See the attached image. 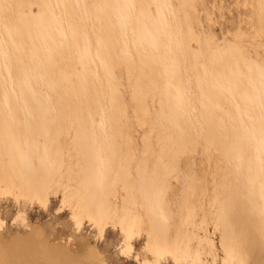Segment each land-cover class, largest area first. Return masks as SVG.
Masks as SVG:
<instances>
[{"label": "bare ground", "instance_id": "1", "mask_svg": "<svg viewBox=\"0 0 264 264\" xmlns=\"http://www.w3.org/2000/svg\"><path fill=\"white\" fill-rule=\"evenodd\" d=\"M48 1L60 15L61 35L52 32L36 42L24 31L14 30L19 20L16 0L11 4L0 0V200L10 198L17 205L45 207L50 195L59 192L62 208L70 210L76 231L84 219L101 237L107 227L118 229L120 254L128 258L133 241L142 237V264L167 260L174 264H264V145L257 144L264 138V93L258 103L247 101V111L241 97L254 90L247 79H235L230 94L221 91L215 81L218 75H229L231 55H241L240 50L224 38L212 46L213 37L207 35V47L191 63L190 42L202 36L184 26L186 10H195L194 0H175L173 9L169 2L161 7L164 0H156L162 28L154 40L142 39L136 33L143 21L139 13L142 0H133L127 21L111 28V34L105 23L112 18L111 11L104 7L103 12L95 0H88L87 20L80 6L83 17L75 25L84 27L90 40L88 54L81 56L78 39L66 26L76 21L71 0ZM40 3L34 0L32 5ZM255 4L249 7L257 12L258 32L264 35V0ZM245 18L252 23V17ZM229 36L243 41L248 34L238 28ZM107 39L117 49L115 57L105 49ZM77 65L81 67L78 74ZM181 65L184 71H179ZM180 72H184V80ZM249 76L253 79V72ZM117 87L126 91L128 100ZM223 107L238 118L237 124L226 120ZM127 110L135 126L146 129L131 167L129 163L121 165L111 139V122L125 119ZM89 119L93 141L83 125ZM22 133L27 158L18 162L24 148ZM241 135L249 141L243 142ZM66 138H71L69 143L74 146L81 145L83 138L86 147V166L76 181L71 176L64 179L59 172ZM228 139L225 151L229 162L214 165L219 183L214 184L208 198V210L200 207V220H195L197 212L187 197L197 186L191 172L178 182L186 196L185 215L172 222L163 220L157 194L169 180L176 179L175 160L185 151L194 153L204 143L221 148ZM96 150L102 152L97 159ZM36 152L44 156L42 160L36 159ZM94 165L91 175L95 184L87 173ZM118 176L131 177L134 191L124 196L119 193L115 187ZM16 216L23 226L25 215ZM3 222L0 220V228ZM209 224L213 231H219L217 242L207 231ZM188 225L191 231L186 229ZM40 230L33 235L38 241L35 247L24 244L17 249L15 244L13 259L0 245V264L106 263L92 246L84 262L62 259L50 250Z\"/></svg>", "mask_w": 264, "mask_h": 264}, {"label": "rangeland", "instance_id": "2", "mask_svg": "<svg viewBox=\"0 0 264 264\" xmlns=\"http://www.w3.org/2000/svg\"><path fill=\"white\" fill-rule=\"evenodd\" d=\"M33 1L34 0H16L19 7V20L17 21L14 30L24 31V34L28 39L32 38L36 42H38V39L43 40L50 37L52 32L61 35L60 29L62 27V22L60 15L56 12L55 8L50 5L48 0H38L41 2L40 6L32 5ZM155 1L156 0L141 1L139 13L143 21L141 22V25H137L136 33L142 39L150 37V40H154L156 38L157 30L162 28L161 8L155 7ZM220 1L194 0L195 10H186L188 20L185 22L184 26L187 29L191 28L195 32H200L202 35L199 41L190 42V50L192 53L191 59H193L191 63L195 60L197 61L201 56L200 52L207 47V44L204 41V37L207 35L213 37L212 46L221 43L224 38V41L230 42L235 49L240 50L241 55H231L233 64L228 71L229 75H218L216 76L215 81L216 86L221 91L230 94L235 86V79L239 77L247 79L249 87L253 86L254 88L253 91L247 90L241 97L244 102V108L248 111V106H246L247 101L250 104L258 103L261 95L264 93V35L263 32H258L257 12H252L250 9L252 4L256 5V0ZM246 1L247 4H245ZM8 2L11 4V0H8ZM95 2L101 11L104 12V7L111 11L112 18L105 21L106 28L110 31L109 34H111V28H118L121 22L127 21L126 16L128 9L133 5V0H95ZM166 2H169L170 5L173 6L171 7L172 9L175 8V0H164L161 7H166ZM87 3H89L88 0H80L79 2L78 0H71V13L76 21L71 24L66 23V26L70 28L72 33L75 34L78 39L77 51L81 56L88 54L90 40L87 36V30L84 27L77 28L75 25L78 24L77 20H81L83 17L81 15L82 13L79 11L80 6H82L83 14L87 20ZM248 3L252 4L248 5ZM214 5H216L217 8ZM247 15L253 18L252 23H249V20L245 18ZM235 28H239L246 32L248 37H245L243 41H238V39L235 38V40L232 39L229 35L235 32ZM6 29L9 30L7 27ZM227 31H229V35H227ZM232 31L233 33H231ZM105 49L108 54L115 57L117 49L110 39L105 41ZM178 61L182 62L180 56ZM178 69L179 71L180 69H183L182 65L179 66ZM79 71H81V67L77 65V74ZM112 71L115 72L116 69H112ZM251 72H253V79H250L249 76ZM115 74L117 73L115 72ZM180 76H182L183 80L185 79L184 72H180ZM117 90L125 100H128L127 93L122 87H117ZM149 103L151 104V102ZM221 109L224 112L226 120L231 121L232 124L238 123V118L234 116L233 112L227 107ZM86 113L90 116L89 110H87ZM97 120L98 117L95 116V121ZM90 121L91 120L89 119L88 122L83 125L91 135L90 140L93 141ZM222 121L223 120L220 119L221 123ZM22 129L23 128H21V131ZM145 130L146 129H138L135 126L133 117L128 110L126 111L125 119H122L120 122H111V131L114 134L111 138L113 149L115 153L118 154L121 165L129 163V167H131L134 164L141 146L140 138ZM248 139L249 138L244 137V135H241V140L243 142H248ZM70 140L71 138H66L65 140L63 160L62 163L59 164V172L64 179L71 176L73 181H76L86 166L88 158L85 153L86 147L83 138L80 139L81 145L75 146L69 143ZM22 142L24 148L17 157L18 162L27 158L26 137L23 133ZM227 142H229V139L222 142L223 146L221 148H218L211 143H204L203 145H200L194 153L185 151L179 159L175 160L178 171L176 179L169 180L168 184L159 188L157 194L163 220L172 222L178 215H185L184 206L186 205V196L181 193L178 182L182 175H186L189 172L192 173L193 180L197 186L194 187L192 193L188 194L187 197L197 212L195 220H200V207L208 210V198L211 196L214 184L219 183L220 178L215 175L214 165L218 163V165L222 166L225 165L226 162H229V155L225 151ZM257 144L264 145V138L258 140ZM94 152L96 153V159L98 158L97 155L102 153L100 150ZM43 157L44 156L41 153L36 152V159L40 158L42 160ZM94 172L95 165L89 167L87 172L91 182L95 184V176L91 175ZM227 179L231 180V177L228 176ZM115 187L119 193L123 192V196L125 193L134 191L135 189L132 178H123L122 176L117 177ZM123 187L125 189L122 191L121 189ZM60 190L61 188L59 187L58 191ZM204 190L206 191L205 196ZM55 195L56 196L50 195L49 202L45 207H40L37 204L17 205L10 198L7 200H0V220L4 221V226L2 225L3 227L0 228V245L8 252L10 259H13L14 253L17 249L22 248L25 245L35 247L38 241L34 239L33 235L37 230L39 231L41 229L40 233L43 232L42 236L49 244L50 250L53 253L57 252L62 259H80V261L84 262L83 257L87 255L86 253L90 249L89 247L92 246V248H95L98 253H100V256L102 255L101 257L106 262H104L105 264H142L141 257L144 245V239L142 237L133 241L132 256L128 258L127 256L120 254L119 247L122 244V238L118 229L107 227L102 234L103 237H101L98 236L99 234L94 226L90 225L91 223L84 219L80 229L76 231L71 217H69L70 210L67 207L62 208L59 192ZM23 212L25 213L23 214ZM18 213L19 215H25L24 218H26V223H23V226L21 225L22 222L16 218L19 217L16 216ZM226 220H228V218H226ZM143 227H146L145 217L143 218ZM187 228L190 231L193 229L189 225L186 226V229ZM207 231L212 232V239L214 242H217L219 231H213V226L211 224L207 226ZM199 233L201 235L203 234L202 231ZM15 244L18 246L17 249H14ZM161 264L174 263L171 260H167Z\"/></svg>", "mask_w": 264, "mask_h": 264}, {"label": "snow or ice", "instance_id": "3", "mask_svg": "<svg viewBox=\"0 0 264 264\" xmlns=\"http://www.w3.org/2000/svg\"><path fill=\"white\" fill-rule=\"evenodd\" d=\"M125 255L127 254V253H124ZM154 264H155V262H154Z\"/></svg>", "mask_w": 264, "mask_h": 264}]
</instances>
